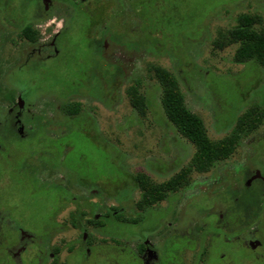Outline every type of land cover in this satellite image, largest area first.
Masks as SVG:
<instances>
[{"label":"rangeland","instance_id":"obj_1","mask_svg":"<svg viewBox=\"0 0 264 264\" xmlns=\"http://www.w3.org/2000/svg\"><path fill=\"white\" fill-rule=\"evenodd\" d=\"M114 1H88V27L83 19V29L72 34V78L79 80L90 65L88 40L102 44L94 51L100 65L88 75L85 89L73 91L67 107L56 102L59 122L50 128L57 132L55 136H63L80 125L62 140V146L68 147L67 167L85 175L87 185L80 186L73 176L68 178L72 185L67 183L66 171L53 166L42 151L25 154L24 159L41 188L7 186L14 220L34 234L26 240L30 252L23 264H51L55 247L61 250L60 264H140L128 251L138 245L132 236L143 234L159 216L144 218L146 208L137 207L142 196L138 175L162 184L191 167L187 182L152 211L177 204L178 209L193 204L199 209L228 178L234 182L236 169L250 162L264 142L263 120L229 158L209 171H197L192 167L196 147L167 118L163 90L154 73L156 66L171 72L186 106L203 119L209 137L223 139L249 108L264 109V67L255 61L238 63V43L216 42L243 14H258L264 25V0H149L145 9L141 0H121L117 10ZM144 10L149 19L143 16ZM114 13L119 17L112 21ZM136 85L146 98L143 112L133 107L128 93ZM74 105L80 106L78 114L72 113ZM69 113L71 118L64 119ZM53 152V157L58 155L56 149ZM61 185L70 196L62 197L55 189ZM81 210L87 212L88 220L96 217L103 225L82 221ZM116 215L124 221H140H118ZM159 241L160 237L154 240ZM87 242L91 243L89 253ZM16 245L13 239L7 250ZM241 263L252 264L248 259Z\"/></svg>","mask_w":264,"mask_h":264},{"label":"flooded vegetation","instance_id":"obj_2","mask_svg":"<svg viewBox=\"0 0 264 264\" xmlns=\"http://www.w3.org/2000/svg\"><path fill=\"white\" fill-rule=\"evenodd\" d=\"M88 1L0 0V264H23L30 252L26 240L34 237L14 220L6 199L8 185L41 188L24 162L25 154L46 151L53 166L66 171L67 183L72 185L69 179L73 176L80 186L87 185L85 175L67 167L68 147L62 146V140L80 125L64 131L63 136H55L50 128L59 122L56 102L67 107L73 91L85 89L88 75L100 65L94 51L102 44L86 35L90 65L84 67L79 80L72 78V34L83 29V19L88 27ZM120 1H114V10ZM117 17L114 13L112 21ZM66 118H71L70 113ZM54 149L58 151L55 157ZM248 162L236 169L234 182L228 178L214 195L207 196L203 207L197 209L193 204L195 211L189 206L178 209V204L152 211L166 198L147 207L144 218L155 215L159 219L149 223L143 234L132 236L138 245L129 253L140 264H242L247 259L264 264V142ZM55 189L62 197L70 196L63 185ZM79 216L89 223L85 210ZM157 237L160 241L154 242ZM13 239L17 245L9 252L7 243ZM90 244H85L87 253ZM60 254L59 248H53L51 264H60Z\"/></svg>","mask_w":264,"mask_h":264},{"label":"trees","instance_id":"obj_3","mask_svg":"<svg viewBox=\"0 0 264 264\" xmlns=\"http://www.w3.org/2000/svg\"><path fill=\"white\" fill-rule=\"evenodd\" d=\"M141 1H143L145 9L149 0ZM143 16L149 19L146 10H144ZM237 21V25L222 36V40L217 41L216 44L223 46L225 43L226 45L238 43L235 56L238 63L255 61L264 67V25L262 18L258 14H243L239 16ZM154 73L163 90L162 104L167 118L196 147L192 167L199 172L209 171L218 162L229 158L240 145L242 139L255 131L264 120V109L255 105L238 117L234 128L226 137L218 141L212 140L208 135L203 119L186 106L184 95L175 76L167 69L157 66L154 68ZM128 93L133 107L142 112L145 111L146 98L140 93L138 86H133ZM74 106L72 113L78 114L80 106ZM191 172L192 168L188 167L170 181L162 184H155L144 174L138 175L136 179L142 196L137 207L144 210L164 200L168 193L187 182V177ZM122 218L121 215H116L118 221H124ZM133 220L137 221L138 219L130 218L124 222L130 223ZM91 222L96 225H103L102 220H97L96 217L89 219V223Z\"/></svg>","mask_w":264,"mask_h":264}]
</instances>
